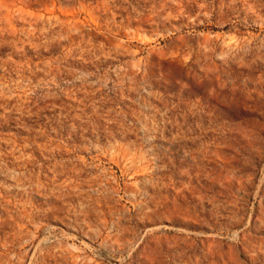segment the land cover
Here are the masks:
<instances>
[{"label": "rangeland", "instance_id": "1", "mask_svg": "<svg viewBox=\"0 0 264 264\" xmlns=\"http://www.w3.org/2000/svg\"><path fill=\"white\" fill-rule=\"evenodd\" d=\"M0 264H264V0H0Z\"/></svg>", "mask_w": 264, "mask_h": 264}]
</instances>
